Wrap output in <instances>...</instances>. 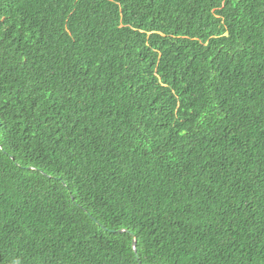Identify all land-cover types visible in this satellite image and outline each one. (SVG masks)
Segmentation results:
<instances>
[{
    "label": "trees",
    "instance_id": "trees-1",
    "mask_svg": "<svg viewBox=\"0 0 264 264\" xmlns=\"http://www.w3.org/2000/svg\"><path fill=\"white\" fill-rule=\"evenodd\" d=\"M0 264H264V0H0Z\"/></svg>",
    "mask_w": 264,
    "mask_h": 264
},
{
    "label": "water",
    "instance_id": "water-1",
    "mask_svg": "<svg viewBox=\"0 0 264 264\" xmlns=\"http://www.w3.org/2000/svg\"><path fill=\"white\" fill-rule=\"evenodd\" d=\"M134 248H135V250H136V240H134Z\"/></svg>",
    "mask_w": 264,
    "mask_h": 264
}]
</instances>
